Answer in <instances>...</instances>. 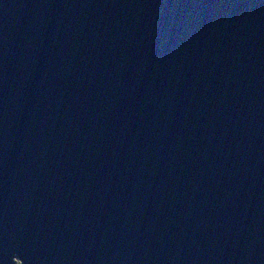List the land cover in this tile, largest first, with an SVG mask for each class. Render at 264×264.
<instances>
[{
  "label": "water",
  "instance_id": "1",
  "mask_svg": "<svg viewBox=\"0 0 264 264\" xmlns=\"http://www.w3.org/2000/svg\"><path fill=\"white\" fill-rule=\"evenodd\" d=\"M0 264H264V0H0Z\"/></svg>",
  "mask_w": 264,
  "mask_h": 264
}]
</instances>
